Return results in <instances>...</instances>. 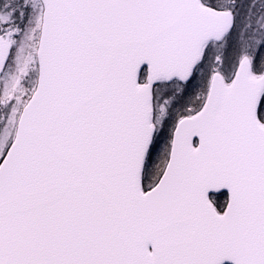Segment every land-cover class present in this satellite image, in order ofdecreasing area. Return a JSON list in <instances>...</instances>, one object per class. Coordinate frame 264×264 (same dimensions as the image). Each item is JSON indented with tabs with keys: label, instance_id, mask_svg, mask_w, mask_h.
<instances>
[{
	"label": "snow or ice",
	"instance_id": "snow-or-ice-1",
	"mask_svg": "<svg viewBox=\"0 0 264 264\" xmlns=\"http://www.w3.org/2000/svg\"><path fill=\"white\" fill-rule=\"evenodd\" d=\"M0 264H264V0H0Z\"/></svg>",
	"mask_w": 264,
	"mask_h": 264
}]
</instances>
